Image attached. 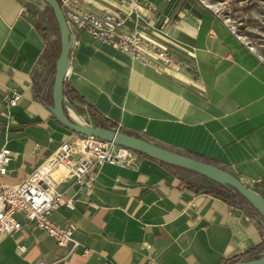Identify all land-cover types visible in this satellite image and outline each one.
<instances>
[{
	"label": "crops",
	"instance_id": "obj_1",
	"mask_svg": "<svg viewBox=\"0 0 264 264\" xmlns=\"http://www.w3.org/2000/svg\"><path fill=\"white\" fill-rule=\"evenodd\" d=\"M145 1L152 8H138L139 28L182 55L192 51L197 72L170 76L77 31L63 83L67 116L94 125L90 110L97 122L202 158L264 194V60L198 0ZM82 2L97 12L120 7L118 0ZM29 8L0 0V148L12 153L0 182L9 185L79 136L50 112L59 37ZM13 94L18 100L9 106ZM134 153L128 165L98 166L85 186L60 179L56 188L73 208L61 205L50 219L72 227V243L58 245L17 214L23 225L0 236V264H223L264 246L256 219L190 189L180 170Z\"/></svg>",
	"mask_w": 264,
	"mask_h": 264
},
{
	"label": "built area",
	"instance_id": "obj_2",
	"mask_svg": "<svg viewBox=\"0 0 264 264\" xmlns=\"http://www.w3.org/2000/svg\"><path fill=\"white\" fill-rule=\"evenodd\" d=\"M57 1L65 17L70 41L77 31H85L142 65L170 76L181 70L193 74L197 72L192 51L182 55L175 45L146 34L139 28L144 26L139 22L138 8H152L145 0H118L120 7L101 12L89 9L82 0ZM17 100L18 95L13 94L7 103L15 106ZM119 128L120 124L114 130L119 131ZM134 154L125 147L89 136L79 135L73 140L63 141L55 152L45 156L39 166L19 183L9 185L0 182V236L14 234L21 229L23 222L15 218L20 214L24 221L53 237L58 245L72 243V227L50 219L51 213L61 205L73 208L72 201L64 200L56 188L60 179L73 178L85 186L95 178L98 166L106 162L125 166L131 163ZM11 155L8 148H0V176L9 173ZM58 168H64L65 172L55 177L54 172ZM84 179L86 182H83Z\"/></svg>",
	"mask_w": 264,
	"mask_h": 264
},
{
	"label": "water",
	"instance_id": "obj_3",
	"mask_svg": "<svg viewBox=\"0 0 264 264\" xmlns=\"http://www.w3.org/2000/svg\"><path fill=\"white\" fill-rule=\"evenodd\" d=\"M42 1L52 9L58 29L60 49L54 67L52 107L50 108V112L60 125L75 134L89 136L101 141L114 143L129 150L143 153L165 163L184 168L202 176H206L207 178L213 179L215 181L226 183L237 190L248 202H250L258 211L261 218L264 219V196L257 193L251 187L247 186L241 179L230 172L218 166L204 163L184 154L173 152L143 138L136 137L122 131H116L94 125L78 124L72 121L67 116L63 106V83L71 45L68 27L58 1ZM261 224L264 225V221H261ZM234 264H264V256L256 259L236 262Z\"/></svg>",
	"mask_w": 264,
	"mask_h": 264
},
{
	"label": "rangeland",
	"instance_id": "obj_4",
	"mask_svg": "<svg viewBox=\"0 0 264 264\" xmlns=\"http://www.w3.org/2000/svg\"><path fill=\"white\" fill-rule=\"evenodd\" d=\"M30 6L46 28L58 38L56 23L47 17L45 4L41 0H23ZM215 10L231 27L236 35L245 42L261 60H264V0H198ZM181 173L196 183L211 184L204 176L189 172ZM264 185V184H262ZM248 186V185H247ZM253 189V188H252ZM262 192V189H259Z\"/></svg>",
	"mask_w": 264,
	"mask_h": 264
},
{
	"label": "trees",
	"instance_id": "obj_5",
	"mask_svg": "<svg viewBox=\"0 0 264 264\" xmlns=\"http://www.w3.org/2000/svg\"><path fill=\"white\" fill-rule=\"evenodd\" d=\"M44 10L47 13V17L51 21L55 22V18H54L52 9L47 6V7L44 8ZM56 29H57V25H56ZM65 94H67L70 98L72 97V93H71L70 90H66ZM89 113H91V117L95 120L94 126L103 127V128L112 129V130L115 128L114 124H112V123L97 122L94 113L92 111H90V110H89ZM133 136H135V135H133ZM136 137H138V136H136ZM136 153H138L140 155H143V156L150 157V156L145 155V154L140 153V152H136ZM188 156L192 157V158H195V159H197L199 161H202L204 163L213 165V164L209 163L208 161H205L202 158H199L197 156H192V155H188ZM150 158H152V157H150ZM153 159H155V158H153ZM158 161L161 162L162 164L166 165V166H169L170 168H173V169H176V170H180V171H183V172H189V173H192V174H195V175H199V174H197L195 172L186 170L184 168H181V167H178V166H175V165H172V164H168V163H165V162L160 161V160H158ZM204 177H206V176H204ZM210 180L212 181L211 184H201V183H196L194 181H187L186 185L190 189L194 190L195 192L208 193L210 195H213V196L221 199L222 201L226 202L229 205L238 207L248 217L256 219L260 224H261V221H264V219L261 218L260 214L253 207V205L250 202H248L237 190H235L234 188H232L230 185H228L226 183L218 182V181H215L213 179H210ZM262 196H264V194H262ZM262 227H264V225H262ZM261 250H264V246H258L256 252H254V250H249V251H246V252L241 253L239 255H236V256H233L231 258H228V259H226L224 261L223 264H234L236 262H241V261H246V260L259 258L260 257L259 253L261 252Z\"/></svg>",
	"mask_w": 264,
	"mask_h": 264
}]
</instances>
